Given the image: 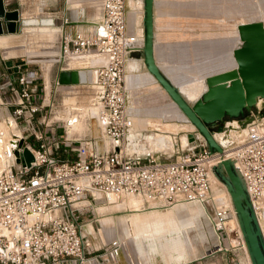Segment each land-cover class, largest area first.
<instances>
[{"label":"built area","instance_id":"1","mask_svg":"<svg viewBox=\"0 0 264 264\" xmlns=\"http://www.w3.org/2000/svg\"><path fill=\"white\" fill-rule=\"evenodd\" d=\"M129 8L128 0H102L98 22L86 31L67 29L65 25L71 22L67 15L49 11L51 24L59 20L58 51L63 61L89 53L103 56L91 81L96 88L91 104L99 135L68 139L56 134L57 122L53 130L47 122L42 128L31 123L24 116L43 107L33 101L40 87L28 71L16 65L17 73L11 78L17 106L12 113L23 117L26 125L22 130L27 133L7 139L3 146L0 264H86L105 253L117 264L122 251L117 237L104 233L107 240L98 246L91 239L96 237L95 226L100 221L95 206L124 195L138 197L143 206L208 205L215 230L227 235L231 247L245 249L240 228L228 223L235 217L233 205L224 195L215 194L211 172L214 164L230 157L259 217V201L264 198V115L253 114L245 124L237 120L240 126L228 143L221 142L213 131L222 152L211 153L196 129L193 140L172 148V159L159 158L157 150L141 153L131 148L127 136L134 129V113L125 74L131 52L140 50L143 40L135 29L128 28ZM56 82L60 83L58 78ZM262 104L263 98H258L256 106ZM56 121L65 129L70 119ZM144 135L143 130H135L134 140L140 141ZM19 141L33 154L28 165L16 161L21 152ZM62 143L66 144L62 151L70 156L59 155Z\"/></svg>","mask_w":264,"mask_h":264},{"label":"rangeland","instance_id":"2","mask_svg":"<svg viewBox=\"0 0 264 264\" xmlns=\"http://www.w3.org/2000/svg\"><path fill=\"white\" fill-rule=\"evenodd\" d=\"M175 1L170 2L164 9V18L162 17L164 50L160 53L162 60L158 59V62L168 74H171V66H178L183 79H186L180 84L199 79L204 74L220 71L227 63H216L213 60L215 56H218L216 60L229 63L232 58V49L241 42L237 30L238 22L258 19L264 22V0ZM4 2L8 9L17 8L20 18L14 31L15 35H10L11 32L6 29L0 34V65L3 63V58L12 59L21 65V70L29 72L34 82L40 81L38 85H42L38 88L33 101L43 107L33 112L32 115L26 112L24 117L29 118L31 123L41 128L45 126V122L54 128L57 122L58 129H60L62 123L56 121L57 119H70L78 115L80 121L76 128H79V132L89 133L86 127L93 124L92 133L97 134L99 128L95 124L93 118L95 108L91 104L96 89L93 83H77L71 86L55 83L56 71L60 65H64L58 51L61 34L58 27L60 26L59 20L54 19L56 23L52 25L56 27L53 28L26 27L24 18H49L51 17L49 11L61 10L65 5H69L66 15L70 21L73 20L70 24H78L75 21L87 17L88 22H85L87 25L78 27L86 31L93 26L91 22H98L99 0H4ZM76 27L73 26L72 29ZM82 56L72 57L69 63L72 64V68L88 67L94 71L95 66L99 64L97 61H103L99 58L101 55L95 53L93 58ZM142 66L144 67L143 63ZM2 79L3 76L0 75V80ZM45 83L48 87L47 93L43 88ZM130 90L132 92L130 107L134 113L135 129L141 125L136 117L145 119V121L147 118L151 121H175L181 127L177 129V133H172L174 143L178 142L179 134L181 135L184 131H186L184 133L192 132L195 129L187 116L179 112L170 100V96L155 83L130 87ZM16 100L17 96L13 90L0 83V145L2 150L7 139L13 138L12 133H20L26 125L22 116L16 117L12 113L17 106ZM78 107L88 108L85 111H79ZM146 126H141L146 130H143L145 135L138 141V144L148 143L151 148L154 131L150 130L152 125ZM26 133V130L21 131L23 135ZM157 151L159 158L167 160L174 157V154L169 155L172 148ZM5 159L4 155L0 154V169L5 166ZM217 181L226 189L229 197L227 187L220 180ZM215 185L222 188L218 183ZM129 197L132 196L111 197L105 203L98 202L97 205L102 204L103 207L109 208L100 212L98 217L100 221L96 222L94 232L96 237L91 239L93 246L106 242L104 233L109 232L122 242L120 256L132 258L138 264H144V261L138 259L136 254L144 256L145 261L152 259L153 262H159L158 264H164L162 259L172 263L175 257L177 262H186V264H189V261L192 264H252L247 246V251L242 247H231L227 235L215 230L208 205L205 207L207 214H204L201 207L197 205L179 208L176 212L169 213V221L172 215L176 218V221L172 222V228H169V221L164 214L151 213L148 215L150 212H147L148 214H143L142 219L137 220L134 217L135 214L141 218L147 206H143L142 203L141 206L134 200L128 199ZM133 198L140 200L138 197ZM95 209L98 212L96 206ZM159 209L165 211L164 208ZM260 211L263 212V208ZM109 216L113 218H108ZM261 221L264 231V216L261 217ZM89 227L91 228L90 224ZM225 246L230 249L225 250L223 248Z\"/></svg>","mask_w":264,"mask_h":264},{"label":"water","instance_id":"3","mask_svg":"<svg viewBox=\"0 0 264 264\" xmlns=\"http://www.w3.org/2000/svg\"><path fill=\"white\" fill-rule=\"evenodd\" d=\"M153 2L143 0V45L141 50L132 51L131 56L143 60L146 69L204 137L209 151L222 152V144L213 137V131L222 130L226 120L236 119L245 124L253 114L264 115V22L258 19L237 24L241 42L232 49L236 67L207 75L206 89L190 102L155 60ZM19 18L17 8L8 9L4 0H0V32L5 29L14 32ZM5 62L12 66L11 59ZM58 80L63 84L78 83L82 80L80 70L62 69ZM258 97L263 98L261 108L256 106ZM188 137L191 141L195 134L189 132ZM19 146L21 152L16 161L30 164L32 152L23 141H19ZM212 171L225 183L230 193L252 264H264V234L234 161L229 157L222 158L212 166Z\"/></svg>","mask_w":264,"mask_h":264},{"label":"bare ground","instance_id":"4","mask_svg":"<svg viewBox=\"0 0 264 264\" xmlns=\"http://www.w3.org/2000/svg\"><path fill=\"white\" fill-rule=\"evenodd\" d=\"M128 5L131 8L130 11L128 10V16H127L128 17V28H130L132 30L135 29V31H137V33L139 34V37L140 38L142 37V40H143V28H142L143 0H128ZM132 12H135V18H134V20H131L130 17H129L130 13H132ZM241 22H243V21H241ZM94 23L96 24L97 22L96 21H93V24ZM24 24L26 25V27L27 26H30V27L49 26L50 28L55 27V25H52L51 24L50 18H35V19H31V18L30 19H27V18H24ZM2 33L3 32H0V34H2ZM10 34H15V33L14 32H11ZM141 48H140V50H141ZM82 57H85V58L92 57L93 58L95 56H93V54H90L89 53V54H83ZM217 57L218 56H215L213 58V60H215L216 63H219V64L227 63V64H225V66H223L220 69V71L221 70H227V69L235 68L236 67V62L234 60L233 55H232V58L230 59L229 63H228V61L227 62L218 61V60H216ZM99 58L102 60L103 59V56H99ZM131 58H134V59H132V61H134V62H140L141 61V59L138 58V57L132 56V57H130V59ZM129 61H131V60H128V62ZM101 62L102 61H99V63H101ZM210 65H213V64H210ZM78 69L80 70V74H81L82 81L84 79H88V81L86 82V84L92 81V79L94 77V71L92 69H88V68H78ZM127 69H128V63H127ZM144 71L149 75V77L151 78L152 81H154L156 84H158L161 87L162 90H164V88L158 83V81L155 79V77L147 69L144 70ZM170 72H171V74H168L167 72H166V74L177 85V87L179 88V90L183 94V96L187 100H189L190 102H193L196 98H198L200 96V94L206 89V80H205V77L207 75H209V74H204L199 79H196V80H193V81H189V82L180 84L182 81H184L186 79H183V75L180 72V69L178 68V66H176V65L171 66ZM138 78H139V75L135 73V75L133 76V79L134 80H138ZM129 79H130V76H129V73L127 71L126 74H125V82H126L127 87H129V89H130ZM130 93L132 94L131 90H130ZM258 98H261V97H258ZM170 100L173 102V104L176 106V108L182 114L183 112L175 104V102L171 98H170ZM86 108H88V107H78L79 111H85ZM174 116H172V117L175 118ZM169 118H171V117H169ZM136 119L138 120L137 122L139 124L141 123V125H143V123H145V122H152V125L154 126L153 128L158 129L159 131L158 130H153L154 131V134H153V138H152V141H151V148H150L148 146V143L138 144V141H135L134 140L135 130H136L134 128L133 130H131L128 133V136H127V139L130 141L129 143L132 144L131 145L132 146L131 148H133L134 150H136L138 152H147V151H151V150H154V149H156V150L166 149L169 144L173 148V146H174V140L172 138L173 135L171 133H174V132L177 133V129L179 127H181L175 121H171V120H166L164 122H161L159 120H157V121H153L152 120L151 121L150 118H147L146 121H145V119L137 118V117H136ZM239 124H240V121H237L236 119L226 120L227 127H224L220 131H216L215 132V135L220 139L221 142L228 143L229 140H230V136H234L237 133V131H238L237 129L240 126ZM161 125H163V127ZM134 126H135V124H134ZM188 139L189 138L187 136V133L182 132L181 135H180V140L182 141V143L185 144L188 141ZM0 151H1V154L4 155L3 152H2L3 150H2L1 145H0ZM211 179H212V182H213V187H214V190H215V194L217 196L224 195L229 201L230 200L232 201L229 191H228V193H229V197H228L227 192H226V189H224V187L217 181V180H220V179L214 174L213 171L211 172ZM221 182L225 185V183L223 181H221ZM215 183H218L219 185H221L222 188H219L220 186L217 187L215 185ZM124 196H132V197H129L128 199L134 200L135 203H139V205L142 206V204H141L142 202L140 200H136V199L133 198V197H136V196H133V195H124ZM259 202H260V204H261V206L263 208V212H261V211L259 212L258 221H259L260 227L262 229V232L264 234V231H263V228H262V223L263 222L261 221V217L264 216V198H261ZM195 205L200 206L201 209L203 210L204 214H207V210H206V208L203 205H200V204H190V203H177V204H174V205H171V206L163 207L165 209V211L164 210H160L159 209L160 207H154L153 205H149V206H147L146 209H144V212L141 215L142 217L140 216L141 218H139L137 216V214H135L134 217L137 220H140V219L143 218V216H144L143 214H148L147 212H150V214H148V215H151V213L152 214H161V215L164 214V215H166V219H168V221H169V217H170L169 216V213L176 212L177 210H179V208L188 207V206H195ZM96 208L98 210V217H99L100 214H101L100 212L103 211V206H102V204L101 205H96ZM233 208H234V206H233ZM151 210H152V212H151ZM234 211H235V209H234ZM173 221H176V218L172 215V217L170 218V221H169V228H172V222ZM228 223H229V225H233V226L237 225L240 228L239 223H238V218L236 216V212H235V217H233L232 220H229ZM177 226L179 228V224ZM99 229H101V228H99ZM177 230L179 231V229H177ZM240 230H241V228H240ZM243 239H244V237H243ZM244 247H245V251H247L246 245H245V240H244Z\"/></svg>","mask_w":264,"mask_h":264},{"label":"crops","instance_id":"5","mask_svg":"<svg viewBox=\"0 0 264 264\" xmlns=\"http://www.w3.org/2000/svg\"><path fill=\"white\" fill-rule=\"evenodd\" d=\"M166 2H168V3H166ZM170 2H173V0H154V2H153V22H154V39H153V45H154V57H155V60H156L157 63H158V59L159 60H162V57H161V54L160 53H161V51L164 50V41H163L164 40V31H163L164 30V26H163V22H162V17H163L164 11H165L164 10L165 9V6L168 5ZM174 2H176V1L174 0ZM101 8H102V0H99V13H100V15H101ZM68 9H69V5H65L61 10H56V12H58V13L61 12L59 14H62L63 13V14L66 15V14H68L67 13V10ZM177 11L178 10H176V12ZM87 19H88L87 17L80 18V21H75V22H78V24H75V25L74 24H66L65 27L67 29L73 28L71 26H77L76 28L83 27V26L87 25V23H85V22H88V21H86ZM76 20H79V19H76ZM92 23L93 22H91V24ZM39 27H49V26H39ZM129 30L131 31L132 29L129 28ZM10 35H15V34H10ZM7 59H9V58H6V59L4 58V60H2L3 61L2 65H0V75L3 76V79L0 80V83H2L5 86H8L10 89H12V87L14 85V82H13V79L11 78V75L12 74L14 76L16 75L17 72L15 70V66L18 65L19 63H16L15 61H13L11 59L12 60V66H9L5 62ZM72 59L73 58H71V59L68 58V59H66L64 61L62 60L64 62V65H60L58 67L57 71H56V74H55V83L57 85H63V86H71V85H74V84H63V83L56 82L57 81V78H58L59 71L62 70L64 66H66L68 69L69 68H72L71 67L72 64L71 65L69 64ZM132 59H134V58L129 59L131 61L128 62V73H129V76H130V79H129L130 87L131 88H135V87L143 86V85H145L147 83H155L154 81L151 80V78L149 77V75L144 71V70H146V67H145V65L143 63V60L140 58L141 59L140 62H134V61H132ZM97 62L99 63V61H97ZM139 63H141L140 66H139ZM142 63L144 65V67L142 66ZM79 66H83V65H79ZM73 68H75V67H73ZM135 73L139 75V78L140 79L139 78H138V80H134L133 79V76L135 75ZM39 82L40 81H38L37 84H39ZM156 85H158V84H156ZM39 87H42V85L40 84ZM43 88H44L45 92L47 93V88L48 87H47V84L46 83L43 85ZM91 108H93V107H91ZM59 120H60V118H59ZM61 120L63 122V120H67V119L62 118ZM79 121H80V119H79L78 115L77 116H74L73 118H70V121H68L66 123V128L65 129L62 126H60L61 127L60 129H58V127L55 129L56 134L60 135L61 137H66L68 139H71V138H74V137H80V136H83V135H93V136L99 135V132H97V134H93L92 133V130H93L92 126H93V124H89V127H86L90 131L89 133H83V134H81L82 132H79V128H76L77 125H78V123H79ZM149 124L152 125V122H145V123H143V125H139V127L137 126V129L136 130H146L143 127L146 126V125H149ZM141 126H143V127H141ZM153 127L154 126L152 125V127L150 128V130H158V129H155ZM21 131L22 130H20V133H14L13 132L11 136L12 137H21V135H22L21 134ZM184 132H186V131H184ZM188 133H187V136H188ZM174 137H176V136H174ZM188 141H190V140L188 139ZM65 145L66 144L62 143V145H61V148L62 149H60L58 151L59 155L62 156V157H64L65 155H68V156L71 155V154H68V153L62 151L63 149H65ZM180 145L182 146L184 144L180 140V134H179L178 135V142L174 143V146L177 147V146H180ZM167 148H172V147L169 144L167 146ZM141 153H144V152H141ZM0 154H1V151H0ZM5 162H6V160H5ZM108 208L109 207L104 206L103 207V210H108ZM108 218H113V216H109ZM191 242H192V239H191ZM136 256H137L138 259H142L144 261V264H158L159 263V262H153L152 259L150 261H145L146 260V259H144L145 257L144 256H141L140 254H136ZM227 256H228V252H227ZM116 261H117V264H138V263H135V261L132 258H129L128 259L126 256H120V255L116 258ZM162 262L164 264H168V263L169 264H176L177 261H176V257H175L173 259V262L172 263L165 262V260H163V259H162ZM188 263L189 264H192L191 261L188 262ZM86 264H112V261L110 260L108 254L105 253V254H102V256H99L98 258L90 259Z\"/></svg>","mask_w":264,"mask_h":264},{"label":"flooded vegetation","instance_id":"6","mask_svg":"<svg viewBox=\"0 0 264 264\" xmlns=\"http://www.w3.org/2000/svg\"><path fill=\"white\" fill-rule=\"evenodd\" d=\"M129 17H130L131 20H134V18H135V12L130 13Z\"/></svg>","mask_w":264,"mask_h":264}]
</instances>
